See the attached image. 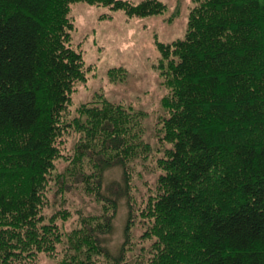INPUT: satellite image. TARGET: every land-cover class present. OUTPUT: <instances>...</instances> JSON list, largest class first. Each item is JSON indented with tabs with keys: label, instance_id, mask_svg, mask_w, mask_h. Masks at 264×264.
<instances>
[{
	"label": "trees",
	"instance_id": "16d2710c",
	"mask_svg": "<svg viewBox=\"0 0 264 264\" xmlns=\"http://www.w3.org/2000/svg\"><path fill=\"white\" fill-rule=\"evenodd\" d=\"M76 2L128 17L166 10L159 0H0V264H35L61 244L64 264L110 260L100 235L111 231L117 202L101 187L113 167L127 198L116 261L133 254L139 217L140 238L151 242L133 264H264V0H192L183 37L154 40L167 89L157 121L160 172L139 205L129 194L134 165L154 154L144 113L101 93L70 110L87 73L70 44ZM107 74L123 79L126 69ZM50 185L61 199L79 188L100 212L63 232L56 221L69 211L45 212Z\"/></svg>",
	"mask_w": 264,
	"mask_h": 264
},
{
	"label": "rangeland",
	"instance_id": "374dc122",
	"mask_svg": "<svg viewBox=\"0 0 264 264\" xmlns=\"http://www.w3.org/2000/svg\"><path fill=\"white\" fill-rule=\"evenodd\" d=\"M128 1L139 3L142 0ZM159 1L166 5V10L162 14L145 17H128L122 10L115 11L107 6L85 2L71 4L69 11L74 25L70 44L82 54L84 67L87 70L86 81L76 84V91L72 94L70 107L72 113L79 104L88 102L94 94L101 93L108 100L131 105L145 115L143 139L152 145L154 154L144 163L134 165L135 171L129 185V194L131 202L135 205H139L141 198L143 199L146 193L150 192L160 172L154 166L156 158L160 156V152L155 150L161 148L156 137L159 127L157 121L165 114L160 101L166 95L167 89L162 83L160 70L155 68L160 55L154 40L168 43L182 38L193 5L192 0ZM114 67L126 69L123 79L114 81L109 79L107 72ZM77 138L75 134L67 137L64 153L72 151V145ZM62 166L63 162H59L58 167ZM50 186L46 214L59 210L70 213L66 220L56 221L63 232L77 226L81 215L100 212L98 203L79 188L71 187L65 193L64 199H61L54 193L53 185ZM123 190L125 187L121 168L113 167L107 170L102 179L101 191L116 198L117 205L112 218L111 231L101 234L100 240L111 259L107 261L98 257L95 258L96 264H133L138 250L142 248L146 251L150 245V240L140 238L145 227L139 221V217H136L130 229L133 254L126 253L122 260L116 261L120 256L121 244L125 240L127 198ZM65 249L62 244L56 245L54 254H39L35 264H64L67 258V248Z\"/></svg>",
	"mask_w": 264,
	"mask_h": 264
},
{
	"label": "bare ground",
	"instance_id": "6f19581e",
	"mask_svg": "<svg viewBox=\"0 0 264 264\" xmlns=\"http://www.w3.org/2000/svg\"><path fill=\"white\" fill-rule=\"evenodd\" d=\"M167 8V7H166Z\"/></svg>",
	"mask_w": 264,
	"mask_h": 264
}]
</instances>
